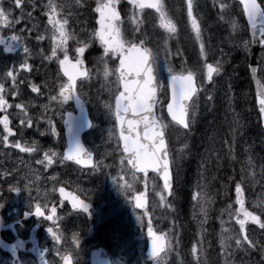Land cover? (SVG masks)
<instances>
[{
	"label": "snow or ice",
	"instance_id": "1",
	"mask_svg": "<svg viewBox=\"0 0 264 264\" xmlns=\"http://www.w3.org/2000/svg\"><path fill=\"white\" fill-rule=\"evenodd\" d=\"M8 7H5V0H0V32L3 30H14L15 26L20 24L23 20H35L32 11H25L26 6H31L33 11L36 8L35 0H7ZM215 2V0H214ZM94 8L91 11L94 13L95 25L90 32L87 29L81 31L87 32V39H75L72 31L69 30V19L62 15L63 6L56 3L55 0H47L43 5L44 14L48 17L47 25L50 26L51 35L46 37L39 34L35 39L40 42L46 38L51 40L50 55H46L44 49L41 48L39 55L43 60L52 62L53 60L58 63L59 70L62 71L63 76L67 77V82H61L58 88L51 87L47 81L43 84L33 83L31 80L21 76V73L31 74L34 71L33 65L30 63L35 57L33 56L31 48L28 46V39L33 31L39 29L38 23H32L31 28L21 29V33L27 31L28 36L22 34H12L10 37L0 35V45L4 46V51L11 53L16 50V46L22 47L23 57L18 65L14 63L10 67L6 66L0 70V145L5 148L18 149L24 153H35L37 151V142L33 141L29 146L27 142L21 140H12L10 137H15L17 132L23 135L25 128H31L34 124V118L30 115V109L35 107L34 99L21 100L20 103H10L8 97H19L22 95L21 85H26L31 88L32 93L38 96L43 95V90L48 92V103L40 105L42 112L35 119L37 130H39V122L41 119L47 124L45 135L50 132L51 135L59 138L60 133L56 130V124L53 122L52 116L47 113L52 111L54 115H61L57 113L52 105L58 108H63L70 100H75L77 107L83 111L80 88L91 79V72L85 67V53L90 49L93 44L98 43L103 49V55L99 60L104 64L105 78L114 77L115 88H109V99L104 102L105 115L112 118L113 131H110V136H117V144L122 141V152L126 155L121 156L120 172L113 177V182L117 184L119 190L126 197L129 192H134L133 185L125 179L124 164L131 166L133 171V180L137 177L136 172L144 174L145 185L147 186L148 173L151 171L156 177L163 181L162 190L160 192V202L165 203L167 197L163 194L167 192L169 196L174 195V182L178 181L179 170L173 168L174 158L169 147V132L170 127H178L184 130V134L190 135L196 123L195 114L191 111L192 106L196 103L201 92H206V84L213 85V93L215 91V76H219L222 71V61L215 60L214 63H209V49L211 48L210 42L206 41L203 35L201 20L197 15V0H185L187 23L190 26L191 32L194 34V41L199 47L197 63L203 69V79L198 78L197 72L192 69L185 68L187 60L182 61L181 70L175 71L171 66V57L173 56L172 48L169 46V40L174 38L177 33V25L173 18L169 15L165 7L164 0H93ZM238 4L242 8V15L247 17V21L253 29L252 40H242L240 44L234 47L241 49L244 53L245 60L251 53V44L256 43L260 47V56L258 59V66L249 65L252 72L253 79H256V105L260 119L264 121V83L261 79L256 78L259 71L264 77V0H238ZM76 5L83 7L81 0H76ZM127 6L128 11L124 12L122 16V7ZM221 10L220 19L224 20V13L228 11L230 5L222 2L219 5ZM19 10V16L14 13ZM152 10L158 20V27L162 29L167 35L163 40L164 60L168 65V80L165 84L159 78L158 72V57L159 50L154 51L152 47L148 46V37L146 33H142L141 25L145 20V11ZM134 25L131 33L126 34L122 26L125 22ZM261 22L260 39L256 40V22ZM229 23L232 35L242 30V25L236 19H230ZM49 28H45L48 32ZM140 35H137V34ZM75 39V47L73 49L74 56L69 55V41ZM15 42V43H13ZM161 47L157 44V49ZM224 55L223 49L220 50ZM62 55V59H61ZM175 55L183 56L182 51L177 48ZM74 60V62H73ZM109 63L113 67H109ZM39 71V69H35ZM59 78V77H58ZM79 81V83H78ZM206 82V83H205ZM232 84H228V92H231ZM98 99V98H97ZM208 102H213L215 97L213 94L206 93ZM231 97L229 98V105L231 106ZM167 101V102H166ZM165 108L167 117L165 118ZM9 109H15V112H9ZM13 119L19 121V126L14 130L12 124ZM64 124L68 128L69 146L67 152L61 154L49 148L44 151L43 159L37 160V164H43L46 168L53 165L56 159L61 163L64 161H74L77 165L92 166L94 170H101L102 168L109 167L104 165L102 161L93 164L92 153L86 150L80 142L77 134L78 127L92 128L93 123L86 117L77 123L73 118L72 113H68V119L64 120ZM233 124L236 127L232 128V140L226 141L228 143V152L232 154L230 158L235 160L233 154L236 142L235 133L239 132V121L234 118ZM186 147V145H185ZM245 167L241 168L240 182L235 183V204L238 208L235 209V222L238 224L239 229L234 235H225L228 230L222 228L220 238L221 254L224 256V264H234L230 257L235 251H243L246 255L253 250H259L261 254V261L259 264H264V243H258L254 236L249 235L248 225H255L261 232H264V208L261 209V214H256L249 211L245 207L244 187L243 182L249 179L255 182V164L253 158L248 156L244 162ZM246 168H251V173L246 171ZM8 175L7 172L4 173ZM261 175H264V164L261 165ZM52 181L58 179L57 176L50 178ZM40 180L39 176L35 179L25 177L23 187L20 182L10 185L9 192L17 194L22 191H27L28 211H25L24 218L27 219L33 215L31 208L33 201L35 202L34 215L42 218L45 221H52L56 224V220H63L64 217H58L57 207L53 204L50 208L49 215L45 214V210L49 207L47 200V193L44 198L40 196L39 187L35 188L37 195L33 197V185L37 184ZM65 183H67L65 181ZM155 177L153 178V188L155 189ZM198 189L201 188L200 184L196 185ZM57 191L54 186L51 189L52 193ZM61 196L60 207L64 206V202L68 201L71 204V209L74 212H69L67 215H79L80 213L92 216V205L81 199L76 192L82 191L77 188L74 192H67L65 187L58 189ZM2 195V193H0ZM132 199L135 201L136 209H146L147 200L144 193L134 195ZM193 200L199 206V213L203 216L200 221L201 226L207 222L209 217V209L207 207L212 201L208 198L207 191H203V195L198 191ZM4 204H0V209ZM258 207V206H257ZM232 206H228V214L233 215L231 211ZM147 212H145V215ZM195 218V215H194ZM142 216L138 215L137 220L142 221ZM20 223V221H17ZM59 227V225H57ZM148 236L151 238V252L150 256L157 260L161 253L166 249H170L172 240L166 238L164 235H157L153 231L152 221H148ZM47 232L56 243L61 241V234L53 230V227H48ZM72 244L79 248L80 239L79 233L74 232L71 238ZM178 242V238H177ZM200 241H197L199 245ZM23 246V242H18V245H12L11 250L13 256L16 255L17 247ZM190 253L196 258L195 264H201L199 259L200 250L198 246H193ZM63 264H73V257L71 254H64L61 256ZM16 264H20L19 261ZM158 264V260H157ZM182 264V262H181ZM241 264H244L242 261Z\"/></svg>",
	"mask_w": 264,
	"mask_h": 264
},
{
	"label": "rangeland",
	"instance_id": "2",
	"mask_svg": "<svg viewBox=\"0 0 264 264\" xmlns=\"http://www.w3.org/2000/svg\"><path fill=\"white\" fill-rule=\"evenodd\" d=\"M43 0H35V3L37 6H41L42 8L44 4L47 3V0L42 2ZM65 0H55L56 3L62 4ZM91 0H81V4H83V7L77 6L75 2V10L74 8L71 9L67 14L66 17L69 19V28H72V32L75 36V39H87V32L81 31V29H87L88 32L91 31V29L96 26L95 25V18L94 13L91 11L92 8H94V4H90ZM222 0H197L198 7H197V15L201 20V25L203 29V35L206 41L210 42L211 48L209 49V59L208 62L214 63L215 60H223L224 56L228 57L229 63L227 65L222 64V71L219 76H215V91L213 93V85H206V92H201L199 94V98L203 101H206V93L207 94H213L215 99L212 102L213 104L210 105V107L213 106L212 110L209 112H204L203 115H200L198 118V122H200L201 126V133H202V140L200 142V145L198 147L197 153L195 154V158L201 157L206 163H211L212 168L216 169L218 167L217 159L224 158L228 153V143L226 141L232 140V128H234L233 120L234 115L232 113V107L237 102L235 100V96L239 97V101H243L245 104H247V98L245 95H236L234 92H228V84L231 81L232 83H236L238 78L237 76L240 74V70L242 72L245 71V57L244 53L241 49H238L234 47L236 44H240L242 40H249L247 36V30L246 26L243 22V16L242 11L240 9V6L235 3L233 0H224L227 4L230 5V8L228 11L224 13L225 19L221 20V10H220V3ZM88 3V4H86ZM165 7L169 12V15L173 18V20L176 22L178 33L174 38H171L169 40V46L172 48L173 56L171 57V66L175 71L181 70V65L183 60H187L189 65H195V67H189L186 64L184 65L185 68L192 69L193 71L197 72L199 79H203L202 71L203 69L198 65L197 59H198V53L194 52V49L199 52V47L194 41V34L191 32L190 26L187 23V12H186V5L185 0H164ZM69 2H67V7H69ZM8 2L5 0V7L7 8ZM36 6V7H37ZM87 6V7H86ZM33 10V9H32ZM37 9L35 8L33 12V16L35 17V20H23L20 24L15 26L14 30H8L5 29L3 32H0V35L5 36V38L8 36H11L12 34H22L23 36H26L27 31L21 33V29H29L32 26V23H38L39 29L37 31H33L34 35H37V32L39 34L45 33V28H49V31L46 32V37H50L51 31L50 26L47 25V19L48 17L45 14H37ZM16 16H19V10H16L14 13ZM63 14V13H62ZM40 16V17H36ZM236 19L240 25H242V30L238 31L235 35H232V30L227 23L230 19ZM144 29H142V33H146L148 37V44L153 45L155 47V50L157 49V44H160L161 47L158 49L160 52V55L158 57L159 62V68L160 72L165 76V78L169 75L168 73V65L165 63L164 60V52H163V40L166 37V33L158 27V20L156 18L155 13L153 12L152 15H147L145 17V20L143 22ZM123 31L126 34H129L133 31L134 25L125 22V24L122 26ZM181 34H184L186 40L184 42V45L180 42ZM137 35H140L139 33ZM190 38V39H189ZM49 40L48 38H46ZM74 39V41H75ZM151 40V42H150ZM187 41L189 43H187ZM15 43V42H13ZM195 43V44H194ZM187 44V48H186ZM190 44L193 45L194 48H189ZM38 45H40V42H38ZM75 47V45H74ZM229 47L235 48L234 51H230ZM179 48L183 56H177L175 55L176 49ZM4 46L0 45V56L4 60V63H2V69H4L6 66H11L15 63L14 58L11 56L10 53H8L5 56H2L3 54ZM74 48L70 47L69 43V52H74ZM221 49H223L224 55L221 54ZM16 50L21 54L18 58V62L16 63L18 65L19 61L22 59V47L16 46ZM72 50V51H71ZM91 50V48L89 49ZM39 55V51H37ZM103 55V49H100V53L98 57H101ZM62 56V55H61ZM189 56V58L187 57ZM260 56V53H259ZM258 56V59H259ZM97 57L95 67H93V73L91 76V79L84 84V88L88 91H91L89 94L93 97L94 100H100L101 101V94L108 93L107 89L115 88V85L113 83L114 77L109 76L105 78L104 76V64L103 62L99 63L97 60L99 59ZM38 62V61H36ZM48 61L41 59L38 64H36V69H39L37 74L39 73L41 80L38 82L44 83L45 81H49V85L54 88H58L59 84L61 82H64L63 79L59 76L57 71V62L55 61L53 64V72L55 73L56 77L55 79H52L46 71H44L45 65H47ZM109 67H113L111 63H109ZM34 68V66H33ZM28 73H21V76L26 78L28 80ZM59 77V78H58ZM262 77V74H261ZM264 81V77H262ZM31 90L28 89L26 94L23 97H16V98H22L21 100H28V99H34L35 107L31 108L30 115L34 118V124L31 128H25L23 130V135L21 136L19 132H17L19 137V140L21 142H26L25 138H27L28 134H32L31 139L28 141L29 144H32L33 141L37 142V148H39L40 151L44 150L43 144H45L46 148L51 147L55 144H57V140L53 138L50 134V132H47L45 135H41V132H45L47 129V124L44 122L43 119L39 122V130H37V124L35 123L36 117L40 115L42 112V109L40 108V105L47 104L48 103V92L47 90H44V97L37 96L35 94L30 93ZM231 99V106L229 105V98ZM13 97H8L10 103H20L21 100L16 101ZM98 98V99H97ZM104 101V100H103ZM197 102V101H196ZM196 104V103H195ZM195 106V105H194ZM221 106H225V110H222L223 115L227 118L228 122H226V127L224 130L222 128L218 129V122L217 119L214 117L216 111ZM53 108L57 111V113H63L64 110H66V106L58 108L56 105H52ZM194 108V107H193ZM210 110V108H209ZM15 109H9V112H15ZM61 111V112H60ZM52 111H49L47 113L48 116L52 115ZM14 127L18 128L19 121L16 119H13ZM174 127H171L173 129ZM169 131L170 138H172L174 141L176 139V135L172 133V131ZM214 131V135L209 134L210 131ZM260 132V130H258ZM258 131L255 126V122H253V125L251 127V130H247V133L244 135L241 132L235 133L236 136V142H235V148L234 152L239 150H244L246 146L247 137L249 136L250 139H255L258 136ZM104 135V134H103ZM103 135H99L101 138ZM10 139V138H9ZM17 140L16 138H11L10 141ZM95 143L99 146L98 148L95 147L96 152L98 151L100 154H110V151L112 150L111 144L103 145L102 139L95 140ZM4 152H7L9 156H13V152H15L19 157H23L25 154L24 152H20L18 149L14 148H7V150H4ZM189 154V153H188ZM230 158V157H229ZM243 159V158H242ZM117 161L116 155H113L111 158V163H115ZM99 162V161H98ZM264 164V163H263ZM105 165V164H104ZM109 167L102 168L101 170H93L89 172L90 180H92L91 186L82 187V192L91 200H93L95 203H97L98 206H96L94 211L95 220L93 223L94 233L92 236L87 235V224L85 223V218L80 216H77V224L79 231H82V240L87 242V246L90 247L92 245H97L100 243H103L108 246L109 250L111 252L116 253L119 250V254L121 257H118V259L121 258V264H150L146 261V257L143 256V247L145 245L144 236H143V229L148 224V221L151 220L152 224L155 225L159 230L164 231V233H169L166 226L168 225L170 227V230L173 232V228H175V223L173 220L177 218H182L185 215V205L181 206L180 208L177 207L176 201L177 200H184V197L177 193L174 195L169 196L167 192H164L163 194L167 197V201L165 203L160 202V192L162 190L161 186H158L157 180L155 179V189L153 188V178L154 177H148L147 179V186L145 185V178L137 177L135 180H133V175L128 171L126 166L124 165L125 169V179L133 185V188L135 189L134 192H129L128 196L126 197L124 194L121 193L119 190L117 184L113 182V177L117 176L118 174H122L120 172L121 164H115V165H108ZM198 170V167L195 169V171ZM236 172V171H235ZM258 175V174H257ZM261 176V177H260ZM260 178H257L255 176L256 182H251L249 179H245L243 182V187L245 188V185L250 192V198H248V202L250 201L251 205L248 204V210L252 211L255 209L258 212H261V209L264 208V185L258 186L257 182L259 179H261L262 182H264V175L259 174ZM241 176L238 177V182H240ZM199 182V181H198ZM197 182V183H198ZM237 183V182H236ZM259 183V182H258ZM35 187H33V191H35ZM143 188H147V191L150 195V202L149 207L147 210H133L131 207V197L134 193L142 190ZM139 189V190H138ZM138 190V191H137ZM234 191V190H233ZM36 193V191H35ZM37 194V193H36ZM210 194V193H209ZM187 195V192L185 190V196ZM211 195V194H210ZM170 199H175V201H171ZM9 202H13L14 205H16V198L13 197V199H8ZM34 202V201H33ZM187 203V201H186ZM190 203H193V200L190 201ZM33 205V204H32ZM229 205L232 206V208L236 209L231 202ZM228 205V206H229ZM227 206V207H228ZM258 206V207H257ZM27 207V206H25ZM225 207V208H227ZM253 207V209H252ZM27 208H14V213H21L23 216V220L28 223H33L36 221L37 217L34 215L35 208L32 206L31 211H33V215H31L29 218H24V213L27 211ZM29 210V209H28ZM10 212V209L7 210ZM145 212L147 214L145 215ZM235 212V211H233ZM224 213V214H223ZM142 216V221L137 220V216ZM218 215H216L217 217ZM222 219H233V216H229V214L225 213V211H222ZM8 219L7 216L3 215L1 213L0 209V220L3 222H6ZM12 221H15L13 219ZM81 221V222H80ZM186 222V221H185ZM190 222V221H188ZM28 226V227H16L17 230L24 231L26 233L29 232L32 228H35L34 225ZM85 224V225H84ZM186 226L188 223L185 224ZM182 228L180 230L181 235H183V238H186L191 234V230L188 228L179 227ZM235 233L238 231L239 226L234 224ZM249 235H252L255 237V239L258 241V243H264V232H261V230L258 229L257 226L251 225L248 227ZM222 233L221 225L217 228V240H220ZM41 232L39 231L37 233V236L40 235ZM226 235V234H225ZM169 238H171L172 243L169 251L158 261V264H180V262H183L185 264H192L194 262L193 258L187 257L186 250H189L191 247L195 246L193 243H190L186 247H182L183 242L182 239L177 238L178 235L174 236L173 238L168 234ZM227 236V235H226ZM42 235L40 238L42 239ZM201 237L198 234H195L191 241H199ZM112 242H115V246H111L110 244ZM218 250L216 252L218 257L219 264H224V256L221 254V248L220 244H217ZM82 248V247H81ZM82 250V249H81ZM233 255L230 257L231 261H234L235 263L241 264V262H245V260L251 258L253 260L252 264H259L261 261V257L257 256L258 253H260L259 250H253L250 251L247 255L243 251H235L233 248ZM151 264H157L151 263Z\"/></svg>",
	"mask_w": 264,
	"mask_h": 264
},
{
	"label": "flooded vegetation",
	"instance_id": "3",
	"mask_svg": "<svg viewBox=\"0 0 264 264\" xmlns=\"http://www.w3.org/2000/svg\"><path fill=\"white\" fill-rule=\"evenodd\" d=\"M74 183H77L75 181ZM54 184V183H53ZM58 186H60L58 184ZM77 186V185H75ZM73 184L69 188L70 191H75L76 187ZM78 193V192H76ZM80 194V193H79ZM81 195V194H80ZM82 196V195H81ZM83 197V196H82ZM84 198V197H83ZM62 198L60 196L53 197L49 201V207L47 210H45V214L49 215L50 208L54 204L57 207V215L58 217H62V213L64 212L66 214V218L64 220L57 219L56 224H53L52 221H45L41 218L42 224H49L48 227H53L54 231H57L58 234H61V241L59 243H56L54 241L53 250L48 251L45 243L40 244L39 247V261H42L43 264H63V261L61 260V256L64 254H71L73 257V264H90V250L94 247H90L87 250L84 251H76V247L71 242V238L74 232H78L77 227L73 224V219H71V215H67L69 212H73L70 210L67 202H64V206L60 207V200ZM59 225V227H57ZM42 228L43 231H45L49 236H51L47 232V228ZM79 233V232H78ZM48 236V238H49ZM48 238L46 240H48ZM80 238V236H79Z\"/></svg>",
	"mask_w": 264,
	"mask_h": 264
},
{
	"label": "water",
	"instance_id": "4",
	"mask_svg": "<svg viewBox=\"0 0 264 264\" xmlns=\"http://www.w3.org/2000/svg\"><path fill=\"white\" fill-rule=\"evenodd\" d=\"M245 18H246V21H247V17H246V16H245ZM247 24H248V26H249V32H250V36H251V39H252L253 29H252L251 26L249 25L248 21H247ZM260 28H261V22H260L259 20H257V22H256V29H255L256 40H259V39H260ZM253 45H254L255 47H259V45L256 44V43H253ZM249 65L256 66L253 57L251 58V62L249 63ZM250 69H251V68H250ZM251 76H252V72H251ZM256 78H257V77H256ZM252 81H253V83H254L255 95H256V90H257L256 79H253V77H252ZM262 126H263V128H264V121H262ZM122 144H123V143H122Z\"/></svg>",
	"mask_w": 264,
	"mask_h": 264
},
{
	"label": "bare ground",
	"instance_id": "5",
	"mask_svg": "<svg viewBox=\"0 0 264 264\" xmlns=\"http://www.w3.org/2000/svg\"><path fill=\"white\" fill-rule=\"evenodd\" d=\"M209 134L214 135V131H213V130L210 131ZM177 205H179V204H177ZM186 217H187V213H186V211H185V215H184V217H182V219H186ZM212 220H213V216L211 217L210 220L207 221V224H211ZM110 245H111V246H115L116 243H115V242H112Z\"/></svg>",
	"mask_w": 264,
	"mask_h": 264
}]
</instances>
